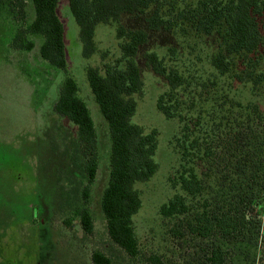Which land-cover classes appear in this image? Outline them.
Wrapping results in <instances>:
<instances>
[{
	"label": "trees",
	"instance_id": "1",
	"mask_svg": "<svg viewBox=\"0 0 264 264\" xmlns=\"http://www.w3.org/2000/svg\"><path fill=\"white\" fill-rule=\"evenodd\" d=\"M5 1L18 17L10 47L31 52L40 38L41 59L54 69L66 70L59 0ZM69 8L79 27L84 58L97 52L100 25L115 26L120 41L119 60L86 70L111 141L109 181L101 208L112 242L127 254L130 264H172L159 253L144 256L134 225L142 208L137 186L159 170V133H147L133 122L136 97L144 89L138 59L150 44L151 33L213 38L216 47L208 64L214 73L207 79L196 80L191 71L181 70L173 47L168 50L169 60L154 51L143 55L145 66L168 85L159 97L158 110L181 124L176 139L181 166L172 179L178 193L160 214L171 224L169 236L184 240L192 251V261L186 264H264V117L256 105L205 98V91L217 86L219 79L251 84L253 89L264 84V0H69ZM126 17L140 19L143 27L125 26ZM54 111L77 128L72 165L86 179L79 197L83 204H76L78 199L68 202L72 218L66 223L71 226L72 219L78 220L91 235L94 218L89 204L99 170L98 137L74 78L63 83ZM92 259L93 264L113 263L102 251H95Z\"/></svg>",
	"mask_w": 264,
	"mask_h": 264
},
{
	"label": "rangeland",
	"instance_id": "2",
	"mask_svg": "<svg viewBox=\"0 0 264 264\" xmlns=\"http://www.w3.org/2000/svg\"><path fill=\"white\" fill-rule=\"evenodd\" d=\"M4 1L0 3V264H93L95 251L104 252L112 264H130L127 254L110 239L101 208L109 181L111 141L107 122L86 75L89 67L102 68L105 63L114 64L121 58L116 27H97V52L86 59L69 0H59L58 15L65 28L68 62L66 70H57L41 59L40 38L31 52L10 47L18 17ZM28 12L33 17L30 5ZM122 23L129 28L143 27V22L136 18L126 17ZM171 47L176 49L174 59L180 69L191 71L196 80L207 79L214 73L208 64V55L216 47L213 38L183 39L168 33H151L150 44L138 59L144 89L136 97L138 107L133 122L147 133L153 130L159 133L156 154L159 170L149 182L137 186L142 208L134 218V225L144 256L159 253L169 263L186 264L192 261V251L186 248L184 240L169 236L171 224L160 214L161 207L178 193L172 179L181 166L176 147L181 124L166 119L158 110L159 97L168 90V85L143 60V55L152 51L169 60ZM68 77L78 83L98 137L99 170L89 204L94 218L91 235L78 220L72 219L71 226L66 223L72 218L68 202L78 199L76 204L82 206L79 197L86 183L82 170L72 165L77 128L54 111L59 91ZM206 92L205 98L209 100L227 99L244 107L256 105L264 117V84L253 89L251 84L219 79L217 86L210 85Z\"/></svg>",
	"mask_w": 264,
	"mask_h": 264
}]
</instances>
